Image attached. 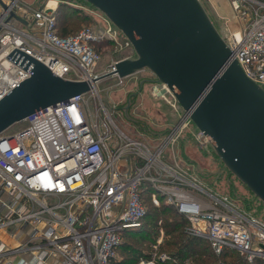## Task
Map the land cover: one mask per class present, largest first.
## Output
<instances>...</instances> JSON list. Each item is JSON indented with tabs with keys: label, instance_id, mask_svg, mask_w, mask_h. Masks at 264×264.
Returning a JSON list of instances; mask_svg holds the SVG:
<instances>
[{
	"label": "built area",
	"instance_id": "2783aa9c",
	"mask_svg": "<svg viewBox=\"0 0 264 264\" xmlns=\"http://www.w3.org/2000/svg\"><path fill=\"white\" fill-rule=\"evenodd\" d=\"M232 5L241 27L220 34L246 75L264 88V0H232ZM101 18L62 36L48 2L37 8L23 0L0 2V100L31 76L19 52L65 80L91 85L90 93L42 109L19 132L0 135V231L15 242L0 240V264H112L123 233L139 227L147 214L144 184L154 205H172L187 219L189 236L209 241L217 254L229 248L250 263H264V222L168 159L192 124L189 113L182 110L153 148L119 129L101 100L96 109L91 106L101 80L117 76L124 84L115 64L137 58L124 34L104 14ZM120 36L128 48L98 72L103 55L96 46ZM162 85L159 92L177 102ZM194 135L201 147H209L205 132L197 128ZM167 259L162 254L156 263L139 262Z\"/></svg>",
	"mask_w": 264,
	"mask_h": 264
},
{
	"label": "water",
	"instance_id": "95a60500",
	"mask_svg": "<svg viewBox=\"0 0 264 264\" xmlns=\"http://www.w3.org/2000/svg\"><path fill=\"white\" fill-rule=\"evenodd\" d=\"M84 1L101 11L137 53L115 64L118 76L148 70L155 78L142 81L141 89L146 81L167 85L230 173L264 203V88L232 57L201 1ZM11 16L28 24L14 12ZM19 53L31 76L0 100V135L42 109L91 92L88 82L65 80Z\"/></svg>",
	"mask_w": 264,
	"mask_h": 264
},
{
	"label": "rangeland",
	"instance_id": "374dc122",
	"mask_svg": "<svg viewBox=\"0 0 264 264\" xmlns=\"http://www.w3.org/2000/svg\"><path fill=\"white\" fill-rule=\"evenodd\" d=\"M48 1H51V3L55 1L56 8L60 1H62L72 4L84 15L91 14L90 22L88 20L83 21L76 29L77 31L83 27L93 26L94 20L97 22L102 21L101 17L103 14L101 11L84 0H23L25 4H29L33 8H37L39 3H46ZM200 1L221 34L228 31H237L241 27L242 20L233 8L232 0ZM127 48L123 36L118 37V42L107 39L99 44V49L103 56L102 61L97 66V71L102 72L106 69L114 60L121 57ZM154 78V75L148 70L125 78V82L122 85L119 84L117 76L105 78L98 83L97 97L91 98L90 101L91 106L96 109L101 100L108 111L107 113L112 117L119 129L153 148L163 140L170 129L179 121L183 110L177 102L171 100L168 94L165 96L159 92L157 86L159 84L146 81L143 88H140L142 81ZM135 94L136 97H133ZM26 125L27 122L25 120L16 123L6 130L5 134L13 135L22 130ZM195 131H197V127L192 122L182 132L171 152H168V159L172 160L176 165L191 171L210 190L228 196L239 208L249 211L264 222V203L255 197L247 186L230 173L211 145L203 148L196 142ZM159 233L157 236L155 230L150 229L145 233V236L149 240H151L152 236L157 240L153 243L149 241V244L138 243L140 244L138 247L142 248V250L154 248L158 256L167 254V252L160 253L162 248L159 246L164 245L165 234L162 231ZM156 236L160 237L157 238ZM126 240L129 241L127 238ZM160 240L161 243L159 242ZM136 242L130 241V244ZM158 256L152 259H144L154 260L156 263ZM126 258L127 256L123 255L119 248L116 259L126 260Z\"/></svg>",
	"mask_w": 264,
	"mask_h": 264
},
{
	"label": "trees",
	"instance_id": "16d2710c",
	"mask_svg": "<svg viewBox=\"0 0 264 264\" xmlns=\"http://www.w3.org/2000/svg\"><path fill=\"white\" fill-rule=\"evenodd\" d=\"M90 16L91 14L89 13L84 15L72 4L60 1L56 10L57 31L62 36L75 33L83 21L88 20L90 22ZM96 47H99V45ZM133 97L136 96L133 95ZM141 190L147 214L139 227L128 229L123 233L124 243L118 247V250L120 248L121 253L127 256L126 260H117L115 258L112 264H139L142 258L152 259L157 257L158 254L154 248L142 250V248L138 247L140 245L138 243L142 242L144 244L149 241L153 243L157 240L153 236L151 240L145 236V233L150 229H154L157 236L160 231L165 234V243L159 246L162 248L159 251L160 253L167 252L168 259L162 264H221L224 262L231 264H264L262 260L250 263L236 250L229 248L225 249L221 254H217L209 241L200 237L189 236L185 232V227L189 223L183 215L176 211L174 206L165 205L164 203L161 206L154 205L151 200V189L147 184H144ZM130 241L137 242L130 244Z\"/></svg>",
	"mask_w": 264,
	"mask_h": 264
},
{
	"label": "crops",
	"instance_id": "0c3cea01",
	"mask_svg": "<svg viewBox=\"0 0 264 264\" xmlns=\"http://www.w3.org/2000/svg\"><path fill=\"white\" fill-rule=\"evenodd\" d=\"M48 3H49V6H50L51 8L57 10V8L55 7V1H54V2L52 1V3H51V1H48ZM50 3H51V5H50ZM52 5H53V6H52ZM157 86H158V85H157ZM158 89H159V87H158ZM169 153H170V152H169ZM25 229L29 231V228H28V227H26ZM0 240L3 241V242H5V243H7V244H14V243H15L14 240H12V239L10 238L9 233H7V232H3V231H0Z\"/></svg>",
	"mask_w": 264,
	"mask_h": 264
},
{
	"label": "bare ground",
	"instance_id": "6f19581e",
	"mask_svg": "<svg viewBox=\"0 0 264 264\" xmlns=\"http://www.w3.org/2000/svg\"><path fill=\"white\" fill-rule=\"evenodd\" d=\"M158 87L161 89V88H164V86L162 84H159Z\"/></svg>",
	"mask_w": 264,
	"mask_h": 264
}]
</instances>
